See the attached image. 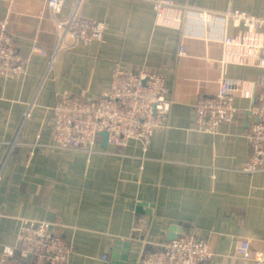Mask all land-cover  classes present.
<instances>
[{"label":"crops","instance_id":"1","mask_svg":"<svg viewBox=\"0 0 264 264\" xmlns=\"http://www.w3.org/2000/svg\"><path fill=\"white\" fill-rule=\"evenodd\" d=\"M175 2L264 16V0ZM77 5L80 16L107 24L101 42L67 39L59 48L48 0H0V19L11 11L16 47L28 59L19 81L0 78V256L3 246L17 243L25 222L48 220L63 225L59 233L75 247L70 264H120L114 254L118 249L121 256L124 246L117 241L132 243L126 264H140L143 250L182 231L207 242L214 254L207 264H254L264 252V171L246 174L241 167L252 155L255 118L248 109L264 87V67L228 64L225 76L220 67L223 40L242 28L191 17L180 28L159 26L144 0H65L58 17ZM35 44L47 55L34 52ZM117 66L165 76L172 91L166 128L147 147L135 139L115 147L102 134L90 160L60 148L54 106L65 96L97 99ZM223 78L244 82L255 94L236 90V120L215 134L199 132L194 104L217 92ZM141 219L148 223L143 237L136 232Z\"/></svg>","mask_w":264,"mask_h":264},{"label":"built area","instance_id":"2","mask_svg":"<svg viewBox=\"0 0 264 264\" xmlns=\"http://www.w3.org/2000/svg\"><path fill=\"white\" fill-rule=\"evenodd\" d=\"M64 1L48 0L61 35L59 48L67 39L85 44L101 42L107 24L80 16L78 5L68 17L59 18ZM144 1L152 4L159 26L180 28L185 18L191 17L208 25L231 23L241 27L237 35L223 40L225 50L220 67L224 76L228 64L264 67V16L236 8L223 12L185 8L175 0ZM10 15L8 10L0 19V78L16 82L26 72L28 59L16 47ZM33 50L41 55L48 53L39 44ZM179 54L187 55L184 46ZM236 90L241 96L255 94V88L244 82L238 86L223 78L217 92L198 96L194 104L197 131L215 134L222 124L236 120L239 113L235 105ZM255 95L256 100L248 109L255 118L248 133L252 155L241 167L246 174L264 171V87ZM171 106L172 91L160 71L146 68L132 71L117 66L109 88L97 99L65 96L54 106L53 137L60 148L74 149L87 160L93 158L98 137L103 133L108 134V142L115 147H124L132 139L147 147L154 133L166 128ZM62 228L63 225L48 220L25 222L17 243L3 246L0 264H70L75 247L59 233ZM147 229L148 223L141 219L136 232L143 237ZM243 247L241 250L248 249ZM213 256L205 240L190 231H182L154 251L143 250L140 264H207ZM252 260L254 264H264V252L259 251Z\"/></svg>","mask_w":264,"mask_h":264},{"label":"water","instance_id":"3","mask_svg":"<svg viewBox=\"0 0 264 264\" xmlns=\"http://www.w3.org/2000/svg\"><path fill=\"white\" fill-rule=\"evenodd\" d=\"M103 135L106 136V141L108 140V134L107 133H103ZM139 210L138 211H141L142 210V207H139L138 208ZM174 230V229H172ZM181 231V228H179V232ZM180 234H178L177 236H179ZM176 235L173 236V237H169V240H172L174 238L177 237ZM124 246V247H123ZM117 247H123V249H121V252H122V255L119 256L118 254V249L116 250V253L114 254V258L117 259V258H120L119 260L121 261L120 264H126L127 263V260H128V257H129V253L131 251V248H132V243H125L123 241H117Z\"/></svg>","mask_w":264,"mask_h":264}]
</instances>
